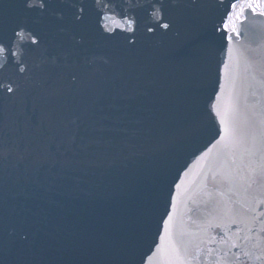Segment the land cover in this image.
Instances as JSON below:
<instances>
[{"label":"water","instance_id":"1","mask_svg":"<svg viewBox=\"0 0 264 264\" xmlns=\"http://www.w3.org/2000/svg\"><path fill=\"white\" fill-rule=\"evenodd\" d=\"M199 2L206 6L178 9L194 39L186 35L172 47L156 40L130 53L94 31L76 32L86 41L79 86L0 96L2 264H141L150 248L157 251L154 243L160 250L148 264H160L173 241L195 240L187 209L210 174L232 177L237 207L264 192V14L248 5L241 22L236 10L228 17L230 39H222L212 28L229 0ZM6 14L23 18L18 7ZM208 39L211 48L202 46ZM197 54L206 62L202 84L186 65ZM245 172L258 182L248 187ZM161 174L164 197L147 229L125 224ZM166 204L172 219L164 224ZM22 221L34 242L21 240Z\"/></svg>","mask_w":264,"mask_h":264},{"label":"snow or ice","instance_id":"2","mask_svg":"<svg viewBox=\"0 0 264 264\" xmlns=\"http://www.w3.org/2000/svg\"><path fill=\"white\" fill-rule=\"evenodd\" d=\"M175 3L176 0H19L13 5L0 0V96L12 99L27 87L57 95L79 86L80 53L86 41L84 35L77 39L76 32L94 31L100 39L115 41L118 48L130 53L150 46L156 40L168 42L172 47L186 35L194 39L197 34L186 32L178 9L195 10L206 5L199 0H181L177 8ZM61 6L65 11L57 12ZM10 7L20 8L23 18L9 19L6 13ZM229 8H236V3L229 0L224 5L220 26L212 28V32L220 33L222 39H230L227 37L230 27L227 18L233 13ZM53 18L60 23H55ZM170 37L175 39L169 41ZM202 46L211 48L212 40H205ZM186 65L200 73L202 84L205 60L197 54ZM50 82L56 87L53 88ZM216 107L213 103L211 110L220 116ZM196 130L197 124L193 122L187 132L194 134ZM225 131H228L227 127ZM261 136L264 137V129ZM260 153L264 160V146ZM261 174L264 179V166ZM241 178L251 181L248 187L258 182L246 172ZM236 194L232 177L219 172L206 177L200 196L187 209L195 240L173 241L172 255H164L160 264H264V192L259 197L253 196V203H241L239 207L234 199ZM163 197L161 174L159 182L149 186L143 201L124 223L130 221L133 228L146 230ZM169 200H175L171 190ZM165 215L168 219H161L167 224L172 219L167 204ZM21 229V240L34 242V234L26 221L21 222ZM153 247L157 251L150 248L141 258V264H148L157 256L160 245L154 243Z\"/></svg>","mask_w":264,"mask_h":264},{"label":"bare ground","instance_id":"3","mask_svg":"<svg viewBox=\"0 0 264 264\" xmlns=\"http://www.w3.org/2000/svg\"><path fill=\"white\" fill-rule=\"evenodd\" d=\"M263 3L264 0H247V2H244V0H238V2L236 3V8L232 10V13L234 14L235 11L237 10L239 20L243 22L246 19V15H244V10H243L244 8H246L249 5L254 12H259L261 14L262 12L260 11L263 8Z\"/></svg>","mask_w":264,"mask_h":264}]
</instances>
